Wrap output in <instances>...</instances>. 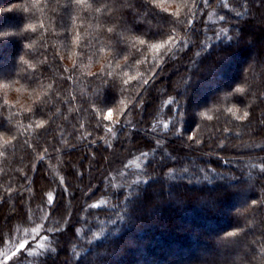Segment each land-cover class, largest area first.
<instances>
[{
    "label": "trees",
    "instance_id": "16d2710c",
    "mask_svg": "<svg viewBox=\"0 0 264 264\" xmlns=\"http://www.w3.org/2000/svg\"><path fill=\"white\" fill-rule=\"evenodd\" d=\"M0 33V251L45 237L7 264H264V0H1Z\"/></svg>",
    "mask_w": 264,
    "mask_h": 264
},
{
    "label": "rangeland",
    "instance_id": "374dc122",
    "mask_svg": "<svg viewBox=\"0 0 264 264\" xmlns=\"http://www.w3.org/2000/svg\"><path fill=\"white\" fill-rule=\"evenodd\" d=\"M115 113H117V111L113 110V117H112L111 122L115 119ZM105 115H107V113ZM18 228H19L18 229L19 230V236L16 237V238H19L18 244L15 248H12V245H11V249H4V250L0 251V264H7L8 262H10L16 258H19L20 252H17L16 249L19 247V245L21 243H25V245H26L25 248L22 250H25L29 253L31 252L30 249L32 250L33 248L27 249V247H28V244L30 242H32L33 240H36L34 243L36 245L35 248L41 247V246L43 247V245L45 243L44 242L45 237L43 236L44 235L42 233L43 229L41 230V227L35 225V226H32L31 228H28V227H18ZM242 253H245V251L240 252L238 254V258L243 257ZM199 255L202 256L201 251H199ZM207 255H208V257H212L213 254H206V256L204 255L203 257H207ZM219 257L222 258V257H224V255L221 254V255H219Z\"/></svg>",
    "mask_w": 264,
    "mask_h": 264
},
{
    "label": "snow or ice",
    "instance_id": "6c2138e0",
    "mask_svg": "<svg viewBox=\"0 0 264 264\" xmlns=\"http://www.w3.org/2000/svg\"><path fill=\"white\" fill-rule=\"evenodd\" d=\"M75 2H76L77 4H82V3H84V0H75ZM149 2H150V0H149ZM204 2L207 3V0H204ZM193 4H195V0H193ZM164 11H167V9H164ZM190 14H191V15H195V13H190ZM169 15H170V16H173V17H176V16H178V13H169ZM221 19H223V17H221ZM175 23H178V21H177V20H173V21L170 22V24H173V25H174ZM188 23L191 24V21H188ZM29 27H32V26L30 25ZM109 31H111V29H109ZM6 35H9V34H8V33H0V36H6ZM175 39H176L175 35H173L171 31H169V33H168V39H167L166 43H156V44H153L152 47H153L154 49H156V50L159 52L160 50L166 48V44H167V45H171L172 41L175 40ZM140 43H141V44H144L145 41H144V40H141ZM125 83H127V81H125ZM143 83L147 84L148 81L145 80V81H143ZM236 91H237V92H243L244 89H242V88H238V89H236ZM245 115H247V113H245ZM112 117H113V109H112V108H109L108 111H107L106 119H108L109 121H111V120H112ZM38 126H41V125H38ZM173 127H174V132H173V134H178V133H179V129L176 127L175 124H174ZM164 128L167 129V128H168V125L165 124V125H164ZM108 131H111V128H109ZM193 139H194V138H193ZM8 143H9V141H5V144H8ZM49 199L51 200L52 198L49 197ZM94 207H95V206H94ZM235 235H236V233H234V232H230V233H228V236H229V237H231V236H235ZM25 246H26L25 243H21V244L19 245V247L16 249V251H17V252H20L22 249L25 248Z\"/></svg>",
    "mask_w": 264,
    "mask_h": 264
}]
</instances>
